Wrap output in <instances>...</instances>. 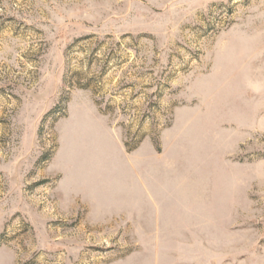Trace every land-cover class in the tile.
Listing matches in <instances>:
<instances>
[{"label": "rangeland", "instance_id": "1", "mask_svg": "<svg viewBox=\"0 0 264 264\" xmlns=\"http://www.w3.org/2000/svg\"><path fill=\"white\" fill-rule=\"evenodd\" d=\"M0 264H264V0H0Z\"/></svg>", "mask_w": 264, "mask_h": 264}]
</instances>
